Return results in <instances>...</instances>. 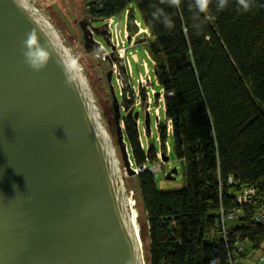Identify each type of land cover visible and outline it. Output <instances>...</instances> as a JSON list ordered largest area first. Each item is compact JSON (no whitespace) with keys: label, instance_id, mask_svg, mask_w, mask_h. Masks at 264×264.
<instances>
[{"label":"trees","instance_id":"obj_1","mask_svg":"<svg viewBox=\"0 0 264 264\" xmlns=\"http://www.w3.org/2000/svg\"><path fill=\"white\" fill-rule=\"evenodd\" d=\"M158 3L85 0L84 6L97 20L129 8L130 31L136 9L149 32L145 48L163 93L157 139L143 142L133 115L123 118L144 220L139 236H146L145 263L242 264L264 250V226L253 220L264 203V173L246 182L243 168L254 156L264 160V0H255L248 12L238 11L235 0L217 12L213 2L199 33L192 27L190 0L180 8L160 5L173 20L171 29L154 20ZM166 144L183 184L161 190L149 167L158 152L166 154ZM249 185L253 197L239 201ZM244 239L249 243L237 250Z\"/></svg>","mask_w":264,"mask_h":264},{"label":"water","instance_id":"obj_2","mask_svg":"<svg viewBox=\"0 0 264 264\" xmlns=\"http://www.w3.org/2000/svg\"><path fill=\"white\" fill-rule=\"evenodd\" d=\"M79 24L85 49L103 50L93 35L113 48L106 23ZM110 91L119 154L52 21L35 0H0V264H146Z\"/></svg>","mask_w":264,"mask_h":264},{"label":"rangeland","instance_id":"obj_3","mask_svg":"<svg viewBox=\"0 0 264 264\" xmlns=\"http://www.w3.org/2000/svg\"><path fill=\"white\" fill-rule=\"evenodd\" d=\"M35 1L37 5L40 6L43 13L48 17V20L52 21L63 43L79 65L94 95L97 105L102 112L106 128L111 135L118 154L119 149L115 142V111L113 108L111 89L118 104L119 122L122 130L123 118L128 115V111L131 110L132 113L137 111L138 119H135V121L136 123L138 122L137 129L141 140L143 142H149L150 140L157 139L155 123L163 120V93L162 90L158 89V85L154 79L153 64L145 48V41L149 36V32L141 21L138 11L136 9L134 10V20H137L139 25L137 26L134 24L132 20V24L135 27L133 31H130L126 26L127 14L125 18V10L118 15L112 16L113 22L117 23V27L120 29L121 34H123L124 27L127 33L125 41L123 42L124 48L122 51H124V55L119 56L113 43L109 40L110 44L113 45V48H110L100 35H93V39L99 42L100 46L103 48L101 52L95 47H93V49L84 48L82 31L80 36L81 26L79 23L78 26L77 21L79 19V22L82 20L85 21L86 18H90L84 12L85 0ZM125 9L129 10V8ZM104 19L105 18L99 19L100 21L96 24L94 22V24L102 25L106 23ZM109 71H111V73L108 82L106 81V75ZM123 88H125V90ZM122 93L124 94L121 95ZM124 102L127 103V106H125ZM146 112L149 115L148 126H145L144 122V115ZM108 118L110 121H108ZM144 128L147 131L144 132ZM123 141L128 148V142L124 133ZM169 153V147L166 144V154L164 155L158 152V161L154 162L149 167L153 170L156 187L161 190L176 189L183 184L180 164L172 155L169 156ZM252 158H254V161L249 163L248 160L243 164V168L246 172V182L264 173V160L259 156H254ZM172 167H176V173H172L174 175L173 178L167 179L165 175ZM127 180V186L136 215V224L140 232V224L142 222L144 223V220L142 213L139 214L138 212L139 207L136 199L138 195L134 175H128L126 177V181ZM142 239L141 243L143 249H145L146 236L144 235V239ZM259 252H255L252 256L243 259V261L255 262Z\"/></svg>","mask_w":264,"mask_h":264},{"label":"clouds","instance_id":"obj_4","mask_svg":"<svg viewBox=\"0 0 264 264\" xmlns=\"http://www.w3.org/2000/svg\"><path fill=\"white\" fill-rule=\"evenodd\" d=\"M215 4V10L221 12L229 7L230 0H190L189 9L192 13V27L199 33L205 25L207 14L210 11V7ZM255 4V0H235V6L238 11L248 12ZM160 5H167L172 8H180L182 0H159L157 5H153L152 16L154 20L164 24L166 28H173L174 23L168 13ZM35 42V36L30 35L25 41L26 45L31 46ZM27 56L28 53H25ZM33 67H36L33 65Z\"/></svg>","mask_w":264,"mask_h":264},{"label":"built area","instance_id":"obj_5","mask_svg":"<svg viewBox=\"0 0 264 264\" xmlns=\"http://www.w3.org/2000/svg\"><path fill=\"white\" fill-rule=\"evenodd\" d=\"M128 12V9H125V18L126 14ZM107 25V31L109 34V40L113 43L115 50L119 53V56H123L124 51L123 48V42L125 41V38L127 36L126 28L124 27L123 34H121L120 29L117 27V23L113 22V17H107L104 19ZM134 24L137 26L139 25V22L137 20H133ZM133 41V40H132ZM229 181L231 179L229 178ZM254 195V187L252 185H249L245 189H243L242 194L237 196V199L239 201H249ZM231 214L229 213L228 216ZM253 220L260 225L264 226V203L261 204L258 209L255 211L253 215ZM223 233V232H222ZM248 240L244 239L240 244L237 245V250H242L244 246L248 244ZM250 257V256H249ZM264 261V250L259 252V255L257 256L255 262H263ZM233 262V261H231Z\"/></svg>","mask_w":264,"mask_h":264},{"label":"bare ground","instance_id":"obj_6","mask_svg":"<svg viewBox=\"0 0 264 264\" xmlns=\"http://www.w3.org/2000/svg\"><path fill=\"white\" fill-rule=\"evenodd\" d=\"M129 204H130V207H131V215H132V219L134 220V222H135V227H136V229H138V226H137V224H136V219H135V211H134V209H133V202H132V199H131V196L129 195ZM137 232L139 233V230H137Z\"/></svg>","mask_w":264,"mask_h":264},{"label":"flooded vegetation","instance_id":"obj_7","mask_svg":"<svg viewBox=\"0 0 264 264\" xmlns=\"http://www.w3.org/2000/svg\"><path fill=\"white\" fill-rule=\"evenodd\" d=\"M84 18H85V17H84ZM79 20H80V19H79ZM79 20L77 21V24L79 23ZM86 21H87V22L89 21V22L92 23V25H95V24L98 23L100 20L93 19V18H91V19H90V18H88V19L86 18L85 22H86ZM94 22H95V24H94ZM78 26H79V24H78ZM80 36H81V30H80ZM91 49H93V47H92ZM110 73H111V71H110ZM106 81H108V80H107V75H106ZM103 113H104V112H103ZM127 114H128V115H131V114H129V113H127ZM108 121H110L109 118H108Z\"/></svg>","mask_w":264,"mask_h":264},{"label":"crops","instance_id":"obj_8","mask_svg":"<svg viewBox=\"0 0 264 264\" xmlns=\"http://www.w3.org/2000/svg\"><path fill=\"white\" fill-rule=\"evenodd\" d=\"M253 159L254 158L249 159V163H251L252 161H254ZM242 264H264V262H248V261H243Z\"/></svg>","mask_w":264,"mask_h":264}]
</instances>
